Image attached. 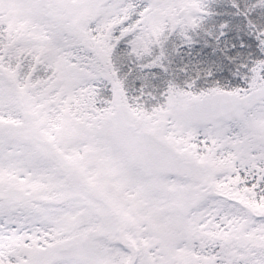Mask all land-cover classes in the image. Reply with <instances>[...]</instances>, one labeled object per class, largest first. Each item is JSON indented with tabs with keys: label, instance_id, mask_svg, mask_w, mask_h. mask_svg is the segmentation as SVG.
<instances>
[{
	"label": "snow or ice",
	"instance_id": "obj_1",
	"mask_svg": "<svg viewBox=\"0 0 264 264\" xmlns=\"http://www.w3.org/2000/svg\"><path fill=\"white\" fill-rule=\"evenodd\" d=\"M0 264H264V0H0Z\"/></svg>",
	"mask_w": 264,
	"mask_h": 264
}]
</instances>
